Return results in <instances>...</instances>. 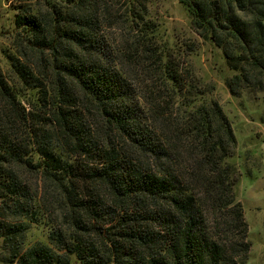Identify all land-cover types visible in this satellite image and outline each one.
<instances>
[{
	"label": "trees",
	"instance_id": "16d2710c",
	"mask_svg": "<svg viewBox=\"0 0 264 264\" xmlns=\"http://www.w3.org/2000/svg\"><path fill=\"white\" fill-rule=\"evenodd\" d=\"M179 1L234 72L230 93L264 94V0ZM45 2L49 15L23 8L16 25L29 49L50 53L55 74L10 57L36 90L33 109L0 68V199L26 222L49 225L48 243L26 248L28 223L0 219L11 262L246 264L252 242L229 162L237 138L221 104L204 100L200 80L173 59L149 84L128 76L140 50L154 49L142 10L122 20L134 36L119 48L105 31L119 20L109 0ZM21 169L49 180L42 197ZM54 188L71 233L49 215Z\"/></svg>",
	"mask_w": 264,
	"mask_h": 264
},
{
	"label": "rangeland",
	"instance_id": "374dc122",
	"mask_svg": "<svg viewBox=\"0 0 264 264\" xmlns=\"http://www.w3.org/2000/svg\"><path fill=\"white\" fill-rule=\"evenodd\" d=\"M109 4L111 13L119 20L108 25L105 31L116 42V47L121 48L127 36H134L129 32L128 24L122 22L123 19H127L129 9L142 10L146 21L154 24L151 38L154 49L147 54L141 49L140 54L143 58L138 55L135 65L125 66V71L135 83L143 85L151 83L153 77L161 75L167 59H173L190 68L200 80L206 89L203 99L218 101L229 117L237 138V147L229 162L240 172L236 195L238 201L243 204L252 242L246 264H264V94L243 93L234 96L230 93L226 80L234 72L226 64L222 51L214 42L200 36L195 30L191 13L179 0H109ZM23 8L49 15V7L45 0H0V68L5 79L18 92L22 105L30 110L33 108L28 103L37 97L36 90L26 89L29 87L18 79L10 65V57H20L30 63L36 73L43 77H53L55 69L49 60V52L27 47L24 40L26 35L16 25V15ZM21 171L27 181L32 183L36 193L42 197L49 180L41 172L26 169ZM49 199L52 210L49 215L55 219V224L68 233L73 232L71 219L65 218L67 213L65 197L54 188L49 194ZM0 219L6 222L28 223L25 234L26 248L39 242L48 243L49 225L26 222L24 217L14 215L12 209L6 208L2 199ZM0 264H13L9 245L1 233Z\"/></svg>",
	"mask_w": 264,
	"mask_h": 264
}]
</instances>
